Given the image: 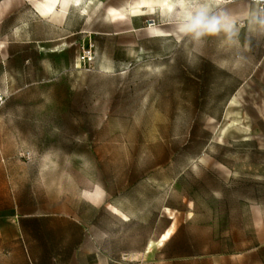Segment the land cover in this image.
Listing matches in <instances>:
<instances>
[{"label": "rangeland", "instance_id": "1", "mask_svg": "<svg viewBox=\"0 0 264 264\" xmlns=\"http://www.w3.org/2000/svg\"><path fill=\"white\" fill-rule=\"evenodd\" d=\"M144 1L0 0V264H264V20Z\"/></svg>", "mask_w": 264, "mask_h": 264}, {"label": "clouds", "instance_id": "2", "mask_svg": "<svg viewBox=\"0 0 264 264\" xmlns=\"http://www.w3.org/2000/svg\"><path fill=\"white\" fill-rule=\"evenodd\" d=\"M187 18L190 23L186 25L185 30L196 31L197 35H200L203 32H215L218 30L220 24V21L215 17L209 18L207 16L206 8L198 9L195 16L189 14Z\"/></svg>", "mask_w": 264, "mask_h": 264}, {"label": "bare ground", "instance_id": "3", "mask_svg": "<svg viewBox=\"0 0 264 264\" xmlns=\"http://www.w3.org/2000/svg\"><path fill=\"white\" fill-rule=\"evenodd\" d=\"M169 2H170L169 0H158L157 2H154L153 0L144 1L141 7H153L155 4H157L159 7L163 8L164 10L165 9L170 10L172 3L170 4Z\"/></svg>", "mask_w": 264, "mask_h": 264}, {"label": "built area", "instance_id": "4", "mask_svg": "<svg viewBox=\"0 0 264 264\" xmlns=\"http://www.w3.org/2000/svg\"><path fill=\"white\" fill-rule=\"evenodd\" d=\"M248 1L255 6L260 19L264 20V0H248ZM150 22L153 23V20H151ZM88 54H90V52H88Z\"/></svg>", "mask_w": 264, "mask_h": 264}, {"label": "crops", "instance_id": "5", "mask_svg": "<svg viewBox=\"0 0 264 264\" xmlns=\"http://www.w3.org/2000/svg\"><path fill=\"white\" fill-rule=\"evenodd\" d=\"M184 1V0H183ZM213 2L217 3V2H221L223 0H212ZM170 3V2H169ZM178 7V6H177ZM184 7V6H183ZM167 10V9H166ZM171 10V9H170ZM258 248V249H256ZM254 251V250H259V247H254V248H251L250 251ZM5 264H11V263H8L6 262ZM21 264H32L31 261L29 260L28 262H26L25 260V257H24V253H22V261H21ZM95 264V263H94ZM107 264H110L109 262Z\"/></svg>", "mask_w": 264, "mask_h": 264}]
</instances>
